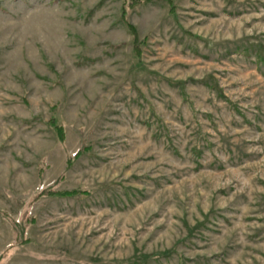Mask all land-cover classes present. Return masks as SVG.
<instances>
[{
  "label": "rangeland",
  "instance_id": "rangeland-1",
  "mask_svg": "<svg viewBox=\"0 0 264 264\" xmlns=\"http://www.w3.org/2000/svg\"><path fill=\"white\" fill-rule=\"evenodd\" d=\"M0 264H264V0H0Z\"/></svg>",
  "mask_w": 264,
  "mask_h": 264
},
{
  "label": "trees",
  "instance_id": "trees-1",
  "mask_svg": "<svg viewBox=\"0 0 264 264\" xmlns=\"http://www.w3.org/2000/svg\"><path fill=\"white\" fill-rule=\"evenodd\" d=\"M132 33H134V31Z\"/></svg>",
  "mask_w": 264,
  "mask_h": 264
}]
</instances>
